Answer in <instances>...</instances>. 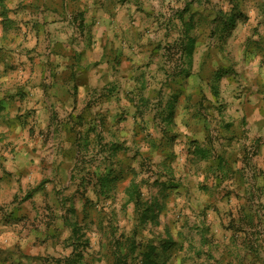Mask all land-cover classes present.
<instances>
[{"label": "rangeland", "instance_id": "374dc122", "mask_svg": "<svg viewBox=\"0 0 264 264\" xmlns=\"http://www.w3.org/2000/svg\"><path fill=\"white\" fill-rule=\"evenodd\" d=\"M147 2L153 21L143 36L155 34L140 52L157 51V61L140 57L146 66L130 70V80L79 97L72 83L81 82L77 68L91 44L81 0H0V264H57L73 246L85 264H141L151 246L159 264H264V203L250 218L227 219L235 240L218 241L207 221L211 200L195 205L209 186L199 185L193 200L182 190L187 175L164 165L165 139L187 118L204 121L208 143L221 151L233 141L251 159L264 145V133L246 144L254 128L264 132V0ZM188 34L197 41L187 77L178 72L188 68ZM174 97L170 121L165 104ZM241 106L248 114L262 106L256 127ZM195 142H181L183 151ZM190 158L197 176L201 163ZM109 172L115 179L101 194L99 178ZM133 181L140 197L127 193Z\"/></svg>", "mask_w": 264, "mask_h": 264}, {"label": "crops", "instance_id": "0c3cea01", "mask_svg": "<svg viewBox=\"0 0 264 264\" xmlns=\"http://www.w3.org/2000/svg\"><path fill=\"white\" fill-rule=\"evenodd\" d=\"M81 2L80 13L84 14L85 25L88 24L91 28L87 37L91 39V44L83 53L79 65L81 68H77V70L81 69L83 71L81 82L76 85L72 83V88L77 89L79 97H84L85 94L99 87L102 88L106 85L112 87L119 82H115L117 80H130V70L139 69L140 67L143 69L146 66L140 64V57L146 62L149 59L157 61L160 56L157 51L146 50L140 52V45L150 41V38L154 37L153 34H155L150 31L148 33L152 35L143 36L145 22L150 20L152 23L153 21L147 18L148 10L145 6L148 5L147 0H138V2L136 0H81ZM161 39L162 37L157 38L159 41ZM131 45L135 53H132L134 50L130 49ZM114 60L119 62V66ZM73 93L74 91L71 98H68V100L70 99L69 103L73 105L71 107L73 111L70 112L73 115L72 117L77 113L74 109L75 96H73ZM41 102H43L42 98L40 99ZM79 105L80 102L77 107ZM252 110H254V106ZM255 110L254 114H250L251 111L248 114V111L241 106L240 116H246L247 119L254 122L252 125L256 127L259 120L256 116L262 114V106H256ZM181 111L182 108H179L175 119H179ZM78 113L81 114V112ZM177 122L179 123V120ZM184 123L185 125L182 126L178 124V127H181L176 135L177 138L164 153L167 156V154L174 152L173 162L175 164L173 163V166L178 165L179 169L187 175L185 182L186 185L188 184L187 189H182L184 195L188 191L193 192L194 200L195 195L203 193L199 190V185L205 183L209 186L207 194H204V197L202 194L200 201H196L197 204L195 205L201 209L204 205L202 202L211 200L207 209V221L212 228L211 235L218 241L226 239L227 242L232 243L235 240L233 234L235 229L223 228V224L230 217L235 219L241 216L252 217L260 211L256 210L257 204L264 203V145H261L257 150V154L249 159L248 154H246L248 153L247 149L243 147L238 150L233 141L230 143V147L226 146L222 151L218 149L217 145L208 143L213 132L204 121L187 118ZM235 124V127L241 133L238 121ZM261 127L256 130L254 128L251 138L247 139L248 142L245 139L246 144L250 141L256 142L257 139L255 140V138L263 135L264 132ZM246 135L250 136L249 133H246ZM188 137L197 140L193 143L192 149L199 145L209 149L210 153L205 159L196 157V160L201 163V170L198 171L197 176L191 175L197 170L190 163L192 160L190 156L194 157V155L183 151L181 143L186 141ZM224 151H226V155H224ZM194 191H197V193ZM182 198L185 199L184 196ZM256 227L242 229L255 232L262 229Z\"/></svg>", "mask_w": 264, "mask_h": 264}, {"label": "trees", "instance_id": "16d2710c", "mask_svg": "<svg viewBox=\"0 0 264 264\" xmlns=\"http://www.w3.org/2000/svg\"><path fill=\"white\" fill-rule=\"evenodd\" d=\"M231 21L232 22L234 21L233 17L231 18ZM191 29H192V26L191 25H187L185 33H189V31H191ZM196 41H197V38L193 34L192 35L188 34V36H186V39L183 40V45H184V50H185V53H186L185 55H186V58H187L188 68L181 69L178 72V74H184L187 77L192 74V71H193V69H192L193 65L192 64H193V59H194V52H195L194 50H195ZM222 72L224 73V71L219 70V71H217L215 73L214 79L216 81L220 80L221 76L223 75ZM173 99H174L173 101H168L165 104V109H166L165 111L167 112L166 118H170V121L174 117V113H175L176 106H177V103H176L177 102V97H174ZM165 136L166 135H163V137H165ZM176 138H177L176 134H172L171 136L166 137L165 141H166V143L169 142V144L172 145ZM162 143H163V140H162ZM117 150H119V148H117L116 151ZM191 153L193 155H195L196 157L198 156V158H200V159H205L210 154L209 153V149L203 148V147H201L199 145H196ZM173 157H174V152H171V153L167 154V156H166V158L164 160V162H165L164 165H167L166 167H168V170L170 169L169 170L170 174L174 173V170L171 167L172 166L171 162L173 161ZM168 160H170V162H168ZM110 175H111V173L109 172L105 176H101L99 178V186H100V193L101 194H108V192H109V188H110L109 184H111V182H113V180L115 179V177H114L111 180ZM167 177H169V179H170V176H167ZM163 184L166 185L165 183H163ZM127 193L134 194L135 196H139V197L143 194L141 192L140 185L138 183H136L135 181L130 183V185L127 188ZM130 197H133V196H130ZM148 210L151 211L152 210L151 207H147L146 210H145L146 211L145 213L149 212ZM204 238H205V236H204ZM165 243L167 244L168 241L165 242ZM155 250H156L155 247L151 246L149 248V250L143 254V258L141 259V264H159L156 260L153 259V254H154ZM217 263L222 264L219 261ZM57 264H85L83 248H79L77 246H73L72 254L70 256L66 257L65 259L59 261ZM114 264H120V262H117V263L115 262Z\"/></svg>", "mask_w": 264, "mask_h": 264}]
</instances>
